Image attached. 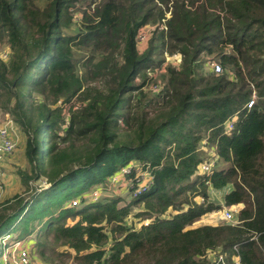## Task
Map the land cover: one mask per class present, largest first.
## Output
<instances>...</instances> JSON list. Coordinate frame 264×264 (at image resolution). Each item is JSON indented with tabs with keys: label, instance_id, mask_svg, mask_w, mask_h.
Here are the masks:
<instances>
[{
	"label": "trees",
	"instance_id": "obj_1",
	"mask_svg": "<svg viewBox=\"0 0 264 264\" xmlns=\"http://www.w3.org/2000/svg\"><path fill=\"white\" fill-rule=\"evenodd\" d=\"M4 38L0 106L26 135L24 182L49 186L3 200L0 232L21 222L71 264H264V0H0ZM117 174L127 195L84 194ZM210 186L237 223L195 226L221 206ZM135 207L150 221L126 222Z\"/></svg>",
	"mask_w": 264,
	"mask_h": 264
},
{
	"label": "rangeland",
	"instance_id": "obj_2",
	"mask_svg": "<svg viewBox=\"0 0 264 264\" xmlns=\"http://www.w3.org/2000/svg\"><path fill=\"white\" fill-rule=\"evenodd\" d=\"M40 1L44 2L45 0H40ZM167 14H168V16H170V11H168ZM159 27H160L159 29L161 30V28L164 27V25H159ZM156 29H157L156 25H152V24L146 25L145 32H146L147 36H146V38L142 39V41L140 42V46L142 49H144L145 46L148 45L150 39L155 34ZM73 31L74 30H70V29L65 30L66 33H69V32L72 33ZM147 40H148V43H147ZM8 45L9 44H8L6 38H4L2 41H0V59L3 56H5L6 51L9 50ZM178 53L179 52H175L173 54H170L169 52H166L165 53V57H166L165 61L170 59V61H172L173 63H176L177 58L174 55L178 54ZM181 59H182V57H181ZM5 60H8V59H5ZM214 60L218 62L217 59L209 57L206 60V62L204 63V67L210 71H213L212 67H211V62ZM161 72H162L161 69L160 70H151V74L156 75V77ZM8 116L13 118V116L10 112L2 109L0 106V127L4 126L5 124H7L9 122ZM235 116H236V114H235ZM14 121H15V119H14ZM15 123H16L17 128H18L17 129L18 145L16 148L17 151L15 150L16 153L14 151L10 156H8L6 158V160L3 162V167L1 169L2 172H4L3 183H2L3 190L1 192V198L4 201L9 199V198L15 197L16 195H23V196H27L28 198H30V196L33 193L38 192L41 188H46L49 186L48 183H44L43 181L37 183V182L32 180L29 185H27L24 182V179L22 177V171L31 170V164H30V162L27 159L26 154H25L26 135L24 134V132L23 133L21 132L22 129L20 128V126L17 124L16 121H15ZM23 147H24V149H23ZM211 157H215V156H211ZM211 159H213V158H211ZM121 172H124V171H121ZM120 176H121V174L113 175L111 178L107 179L106 181H104L102 183H98V185H94L91 189H89V191H86L84 194L90 195L91 193L96 192L98 194V196L102 195V197H103L104 195H111L113 193L119 192L122 195H127L128 194L127 186L129 184V182L131 183L130 177H128V179H126V178H124L122 176L120 177ZM28 186H30V187H28ZM35 186H37V188H38L37 191L35 189H34L35 191H33V187H35ZM228 190H229V188L216 189V188H213L212 186H210L209 194H210L211 198L218 201L221 204V206L219 208L213 209L208 214L202 215L198 220H196L195 226L200 225V224H204V223H221V222H224L225 219L221 218V215H222L221 213L226 208H229V209L236 208L233 210H236L235 216L237 218V214L241 208V205L240 204L227 205L225 203L224 195L226 194V192ZM72 199H77V198H75V196H73L71 198V200ZM137 210H139V208L135 207L133 213L126 218V222H128L129 224L130 223L134 224L136 221L135 224H136V226L139 227L141 223L149 222L150 219L144 218L141 221V219H139V218H134L135 217L134 213L137 212ZM173 213L174 212L171 209H169L168 212H166L164 214V216L169 217V216L173 215ZM68 220H69V222H73V220L71 218H68ZM22 226H23L22 223L19 222L16 226H14L12 228L13 232H10V234H12L13 236L17 235V233H19L20 230L22 229ZM6 232H7V228H4L0 232V235L5 234ZM14 232H16V233H14ZM2 237L3 236H1L0 238H2ZM36 239H37V232H35L31 235H27L26 237L20 238V240H23V241L25 240L27 242V243H25V245L30 250L31 257L34 260V262H36V264H71L73 262V258L71 255L61 254L60 250L65 249L66 247H60V249L54 250V251H51L50 249H48L49 253L42 256L39 253V249H38ZM57 248H59V247H57ZM2 251H3V248L0 245V262H2L1 261ZM47 256H50L51 258L48 259ZM210 256H214L213 253H210Z\"/></svg>",
	"mask_w": 264,
	"mask_h": 264
},
{
	"label": "built area",
	"instance_id": "obj_3",
	"mask_svg": "<svg viewBox=\"0 0 264 264\" xmlns=\"http://www.w3.org/2000/svg\"><path fill=\"white\" fill-rule=\"evenodd\" d=\"M146 27V26H145ZM145 27L144 29L142 28L140 34H139V44L142 41V39L146 38V32H145ZM10 53L9 50L6 51L5 56H3V59H8ZM177 58V62L175 63L178 65L181 61V54H175L174 55ZM170 60V59H169ZM211 67L214 72H222L223 71V66L221 62L217 61H212L211 62ZM257 99V94L254 91L253 94L251 95V98L247 102V107L251 108ZM236 114V116H235ZM231 119L228 121V129H231L233 127L234 121L237 119L239 116V112H236ZM9 122L5 124L4 126L0 127V203L3 201L1 198V192L3 190V174L2 172V167H3V162L6 160L8 156H10L17 148L18 145V133H17V125L14 121V119L10 116H8ZM215 160L214 159H209L201 163L199 167L200 172H211L212 168L214 166ZM129 169H126L125 171H128ZM121 177V176H120ZM152 175L149 177V179H152ZM147 177L143 176V182L141 185L145 184ZM95 196H98V194L95 192ZM72 203L75 204L77 203V199L72 200ZM236 208H226L223 210L221 213V218L225 219V221H230L233 223H237L238 219L235 216V211L233 210ZM207 212L206 214H208ZM10 232H13L12 229H8L7 232L3 235L2 238H0V245L3 248L2 251V256H1V261L0 264H36L34 260L31 257L30 250L27 248L25 243H27L25 240H20L19 234L13 236L10 234ZM15 233V232H14ZM214 255V261L209 262L208 264H218L219 261H223L222 264H229L226 260V254L225 253H220V254H215ZM234 264H241L239 256H236L233 258Z\"/></svg>",
	"mask_w": 264,
	"mask_h": 264
},
{
	"label": "crops",
	"instance_id": "obj_4",
	"mask_svg": "<svg viewBox=\"0 0 264 264\" xmlns=\"http://www.w3.org/2000/svg\"><path fill=\"white\" fill-rule=\"evenodd\" d=\"M21 132L23 133V131L21 130ZM24 135V134H23ZM23 149H24V147H23ZM16 151H17V149H16ZM16 151H15V153H16ZM6 164V163H5ZM16 233V232H15Z\"/></svg>",
	"mask_w": 264,
	"mask_h": 264
}]
</instances>
